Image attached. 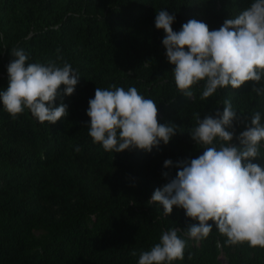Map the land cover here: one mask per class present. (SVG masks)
<instances>
[{"label": "trees", "instance_id": "obj_1", "mask_svg": "<svg viewBox=\"0 0 264 264\" xmlns=\"http://www.w3.org/2000/svg\"><path fill=\"white\" fill-rule=\"evenodd\" d=\"M252 2L0 0V91L8 87L13 49H23L29 63L67 62L80 76L71 96L63 85L58 89L53 107L67 105L68 115L55 124L38 122L27 109L13 119L0 104V264H138L162 232L193 222L176 207L165 215L151 196L167 183L163 173L175 177L177 161L202 154L203 146L190 137L196 113L203 119L222 112L229 100L238 115L236 145L253 114L264 123V95L252 90L264 86V78L218 89L207 99H201L200 82L192 98L184 97L155 16L161 10L174 15L176 32L190 19L215 30ZM112 85L135 87L157 104L158 123L176 126L167 145L113 153L93 143L88 101L96 87ZM169 159L173 166L164 168ZM253 163L264 168V142ZM183 238L184 258L172 264H264V248L228 244L215 227L198 242Z\"/></svg>", "mask_w": 264, "mask_h": 264}, {"label": "clouds", "instance_id": "obj_2", "mask_svg": "<svg viewBox=\"0 0 264 264\" xmlns=\"http://www.w3.org/2000/svg\"><path fill=\"white\" fill-rule=\"evenodd\" d=\"M175 16L161 10L155 16V28L163 30L162 45L166 59L173 65L178 91L192 98L193 86L204 82L201 99L218 89H240L248 82L259 84L264 78V0H253L235 18H226L218 29L190 19L173 31ZM7 66L8 87L0 91V104L13 119L27 109L40 123L55 124L68 115L67 105L53 107L58 89L71 96L80 76L71 64L29 63L23 49H13ZM264 95V86L253 87ZM88 135L105 151L150 152L161 142L167 145L176 135V126L158 123L157 104L146 99L135 87L125 90L112 85L96 87L88 101ZM196 127L190 137L203 146L196 158L179 160L174 178L163 173L167 183L156 189L149 202L159 204L165 215L182 209L193 221L185 229L162 232L159 242L139 255L138 264H172L184 258L187 239H206L213 227L231 245L247 243L264 248V168L253 163L264 142V123L255 113L233 144V121L238 119L229 100L223 111L195 114ZM79 151V148L76 149ZM173 162L164 161V168ZM183 232V237L179 234ZM135 255V253H133Z\"/></svg>", "mask_w": 264, "mask_h": 264}]
</instances>
